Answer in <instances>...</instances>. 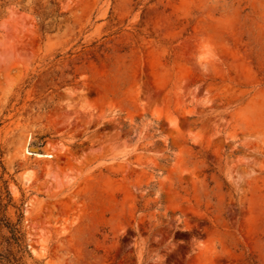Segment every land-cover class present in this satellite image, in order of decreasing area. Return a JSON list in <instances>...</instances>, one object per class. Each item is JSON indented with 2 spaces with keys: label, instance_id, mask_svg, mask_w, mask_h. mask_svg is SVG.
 Returning a JSON list of instances; mask_svg holds the SVG:
<instances>
[{
  "label": "rangeland",
  "instance_id": "1",
  "mask_svg": "<svg viewBox=\"0 0 264 264\" xmlns=\"http://www.w3.org/2000/svg\"><path fill=\"white\" fill-rule=\"evenodd\" d=\"M61 8L0 1L28 264H264V0Z\"/></svg>",
  "mask_w": 264,
  "mask_h": 264
},
{
  "label": "trees",
  "instance_id": "2",
  "mask_svg": "<svg viewBox=\"0 0 264 264\" xmlns=\"http://www.w3.org/2000/svg\"><path fill=\"white\" fill-rule=\"evenodd\" d=\"M5 5H15L22 11L31 12L37 17L43 30L57 26L64 16L62 0H0ZM0 145V264H28L32 257L23 228L22 205H17L11 189L10 178L3 163ZM14 211V215L12 214ZM37 264V263H35Z\"/></svg>",
  "mask_w": 264,
  "mask_h": 264
},
{
  "label": "water",
  "instance_id": "3",
  "mask_svg": "<svg viewBox=\"0 0 264 264\" xmlns=\"http://www.w3.org/2000/svg\"><path fill=\"white\" fill-rule=\"evenodd\" d=\"M32 150H33V151H37L38 149H37V148H33Z\"/></svg>",
  "mask_w": 264,
  "mask_h": 264
}]
</instances>
